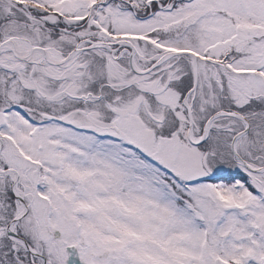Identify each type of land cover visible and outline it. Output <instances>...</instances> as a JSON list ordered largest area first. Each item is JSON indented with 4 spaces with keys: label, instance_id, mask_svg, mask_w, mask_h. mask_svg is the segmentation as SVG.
<instances>
[{
    "label": "snow or ice",
    "instance_id": "snow-or-ice-1",
    "mask_svg": "<svg viewBox=\"0 0 264 264\" xmlns=\"http://www.w3.org/2000/svg\"><path fill=\"white\" fill-rule=\"evenodd\" d=\"M0 264H264V0H0Z\"/></svg>",
    "mask_w": 264,
    "mask_h": 264
}]
</instances>
